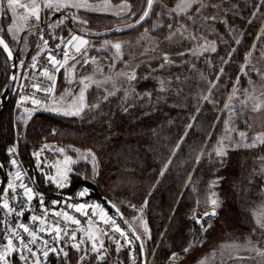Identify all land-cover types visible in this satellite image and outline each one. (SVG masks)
<instances>
[{
	"label": "rangeland",
	"instance_id": "rangeland-1",
	"mask_svg": "<svg viewBox=\"0 0 264 264\" xmlns=\"http://www.w3.org/2000/svg\"><path fill=\"white\" fill-rule=\"evenodd\" d=\"M28 2L29 0H21V3ZM105 2L108 5L105 10L86 11L80 9L77 12L76 9H72L71 11L42 15L39 26L32 19L25 25L24 30L18 33V41L13 40L11 34L7 32L8 26L12 24L11 13L7 12L0 16V29H3L0 33L9 36L10 41L14 43V50L19 55L18 76L23 73V69L26 63L31 60L32 54L34 55L40 49L34 46L32 48L33 53L30 54L31 57L27 58V53L33 44L37 43L41 48L43 47V43L39 39L41 27H43L44 22L50 23L51 18L56 14L67 16L66 20L70 22H73L72 12H76L79 20H85L79 15L80 12L107 14L117 17L118 22L121 24L131 21L134 17L132 6L131 12H126L120 7L124 3L130 5L127 1L88 0V3L92 5H103ZM161 2L143 28L131 36L94 39V37L72 31L71 35H79L89 40V45L85 46L88 49L86 57L89 59V63L84 64L85 56L78 55L76 60H69L67 65L55 72V91L52 101L46 106L37 107L36 111L29 110L31 116L25 110L17 111L15 114L13 106L17 98V90H14L9 99V102L11 100L12 115L14 114V141L7 147V166H11L10 160L12 159L8 149L14 148V144H17L21 158H23V155L29 156L27 130L33 120L44 122V117L51 118L53 116L81 118L89 108L88 103L92 89L100 90L106 94H114L123 89L125 85L129 87L138 83H145L150 85L147 90H133L132 97H130L133 106L143 105L140 103L143 99L145 100L143 102L145 106L152 108H156L154 107L155 101L152 99L160 101L158 105L167 108H179L174 102L181 100L183 104L180 109L183 112H190L193 109L194 112L198 113L204 106H210L212 113H218L215 126L221 122L224 115L223 129L221 128L219 131L218 142L223 140L224 144L228 146V151L223 158L215 154L217 144L210 151L215 156L218 170L212 183L211 195L208 198L207 206L204 209L196 208L191 215L192 220L195 222L196 218H203L201 223L203 228L207 230H202L201 224L196 223L199 226L200 233L193 235L190 247L187 248L188 251L174 252L176 256L173 258V254H171L164 264H264V255H259L257 251L264 252V228H261L257 223L258 216L264 215V144L257 143L255 147L251 148L244 146L245 143L250 144L257 136L264 134V107L254 111V101L248 99L250 96L264 99V41L262 42L264 40V7L256 12V6L260 2L256 5L252 4L251 0H203L206 7L202 8L199 13L196 9L200 5L194 4L188 10L187 15L178 16L175 12H172L169 16V12L176 8L180 0H161ZM212 5L217 7H212ZM243 6L244 11L242 10ZM241 11L245 13L246 24L249 21H254L258 27L253 41L246 50L247 44L245 43L244 33L240 26L235 25V19L233 18V16L239 15ZM23 12V9L19 10L20 14H23ZM233 12L235 15L230 16ZM253 13L256 14L253 15ZM210 15H215L216 21L205 19ZM74 24L79 26L80 23ZM169 24L173 26L171 30L168 28ZM176 29H180L183 35L176 32ZM29 31L35 34L29 35ZM70 34L65 38L63 37L64 40H68ZM192 36L196 39H191ZM60 37L54 39L55 42L50 41L49 47H56L60 43ZM105 40L109 41L110 44L105 45L103 43ZM205 42L209 46L214 43L216 51L208 50L202 54L193 55L191 50L198 48L199 45ZM115 43L121 44L120 54H117L116 50L111 47V44ZM61 47L63 48V45ZM239 47L242 51L243 60L233 64V54ZM181 52H184L185 55H179ZM236 54L239 53L236 52ZM165 55L168 56L169 63L164 62ZM3 56L0 54V71L3 72L4 68L3 73L7 76L8 62ZM92 57L96 58L94 62L91 60ZM21 61H23V65H21ZM162 64L163 67H161ZM221 69H223L222 72ZM132 73H135L136 78L134 80L128 78ZM83 78H89V87L85 91V110L79 115H65L64 112L71 110L74 102H78V96L83 87L80 81ZM230 97L231 99H229ZM245 101L246 103H244ZM226 104L231 106V111L225 107ZM53 109H59V111ZM240 132L246 133L245 141L240 140ZM57 136V128L53 125L51 132L43 135L37 141L39 145L34 142L31 144L33 146L32 156L35 162H25L34 171L37 180L41 175L44 178L45 185H51L57 190H62L72 187L77 181H91L95 178L98 172V164L96 157L95 162H93L89 155L91 151L56 143L55 139L57 138L55 137ZM44 145H48V148H44ZM60 148L64 149V153L57 151ZM41 149L43 151L40 155V166L37 167L38 161L33 154ZM236 155H241V165L246 164L250 157L256 165L252 173L253 177L249 180L245 191L249 195L244 201L243 211L246 214L244 220L238 227H232V225L229 227L228 222L231 219L242 216L239 214L241 209L239 210L238 206L234 205L231 209L225 208L226 194L223 191V183L226 175L225 173L224 175L221 174V169L230 164V161ZM65 156L71 157L73 163L69 165L71 172L67 184L63 188H59L50 180H47L46 175H55V166H63ZM93 163H95V171ZM85 165L90 168V177L83 168H80ZM14 170L13 172H15ZM10 179H12V175L8 174L7 183ZM253 190H256L257 194L254 193V195H257V198L252 197L250 194L253 193ZM2 196H4V192ZM212 199L218 200V206L215 209L211 204ZM95 204H99L109 216L115 217L120 227L128 232L129 238L134 240L116 214L112 213L98 200H92L89 203V205ZM127 207V213H124V215L140 234L145 248H147L146 243L150 232L145 233L141 223V216L143 221L147 223L145 206L128 204ZM213 211L216 213L214 216L204 215L205 213L211 214ZM91 214L92 209L89 208V217ZM247 217L248 220H245ZM94 219L99 220L98 217ZM208 225H211V227H208ZM87 226L88 224L83 228H87ZM239 226L243 227L239 228ZM94 227H102L107 230V226L102 223H97ZM77 232V241L81 239L87 241L85 233ZM106 238L101 235L104 245L107 244V240L111 239L109 236ZM136 242L134 240L133 245L139 250L138 242ZM90 245V242H86L81 244V248L85 250L89 247L88 249L92 251ZM88 249L87 251H89ZM155 250L156 248L152 255L148 256L146 249L148 264H153ZM115 251L117 252L115 254L117 260L126 263L127 253L125 254L121 249L119 252L117 249ZM73 254L70 257L71 259H68L69 261L66 259L65 263L62 262V264H89L91 260L90 257L85 256V251L82 255L85 257L83 261H81L82 256L78 252ZM74 258L77 261L72 263Z\"/></svg>",
	"mask_w": 264,
	"mask_h": 264
},
{
	"label": "trees",
	"instance_id": "trees-1",
	"mask_svg": "<svg viewBox=\"0 0 264 264\" xmlns=\"http://www.w3.org/2000/svg\"><path fill=\"white\" fill-rule=\"evenodd\" d=\"M119 1L123 0H113ZM124 1L129 2L134 11V17L125 24H121L117 17L111 15L80 12L79 15L87 21L86 24L76 26L73 22L65 20L59 27L50 29L49 23L44 22V38L49 42H55L53 34L65 38L72 31L110 32L94 39L131 36L143 28L162 3L161 0H154L149 16L139 27L125 33H116L114 32L116 28L137 22L147 6V0ZM251 2L257 5L260 0ZM242 10L244 11V6ZM243 11L237 16H233L235 15L233 12L230 16H233L235 25L240 26L244 33L246 50L253 41L258 27L254 21L246 24ZM58 19L55 15L50 23H55ZM3 35L12 44L9 37ZM34 46L35 44L27 53V58L33 53ZM242 46L244 48V43ZM236 52L233 54V64L243 60L240 47ZM0 54L4 55L1 51ZM17 57L19 58V55ZM3 72L0 71V93L8 77ZM149 87L150 85L145 83L129 87L125 85L114 94L92 89L89 108L81 118L53 116L44 117V122L33 120L27 130L29 156L22 157L28 163L35 162L31 144L34 142L39 145L37 141L43 135L49 134L53 125L58 131L56 143L94 153L98 172L91 182L123 213H127L128 204L145 206V217L150 232V238L146 243L147 255L151 256L156 248L153 264H164L174 252H182L190 247L193 235L200 233L199 226L192 220L191 215L196 208L204 209L211 195L212 183L218 170L215 156L210 151L218 142L219 131L223 129L224 115L221 122L215 126L218 113H212L210 106L207 105L198 113L193 109L190 112H183L180 109L183 104L181 100L174 102L179 108L162 107L158 105L160 101L155 99L152 100L155 101L156 108L145 106L144 99L140 102L143 105L133 106L130 98L133 90H147ZM10 106L11 100L0 120V161L6 169L7 147L14 141V114L12 115ZM240 161L241 155H236L230 164L221 169V174L226 175L223 183V191L226 194L225 208L238 206V209H241L238 213L242 216L231 219L228 222L229 227L231 225L238 227L244 220L246 215L243 211L244 201L249 195L245 191L256 165L251 157L244 165H241ZM80 168H83L90 177L88 165ZM38 180L42 190L54 188L45 185L43 176L39 175ZM61 191L69 193L71 186ZM252 192L250 193L252 197L257 198V195H254L257 194L256 190ZM245 220H248V217ZM107 241L105 247L109 249L108 258L97 262V257H94L89 264H125L115 256L116 245ZM73 253L69 254L70 257L74 255ZM13 260L15 264H20L16 256ZM72 261L75 262L77 259L74 258Z\"/></svg>",
	"mask_w": 264,
	"mask_h": 264
},
{
	"label": "snow or ice",
	"instance_id": "snow-or-ice-1",
	"mask_svg": "<svg viewBox=\"0 0 264 264\" xmlns=\"http://www.w3.org/2000/svg\"><path fill=\"white\" fill-rule=\"evenodd\" d=\"M153 2L154 0H147V9L143 12V15L140 16V20L137 21V23H140L141 21H144L146 17L149 16L150 11L153 8ZM194 4H199L200 7L196 9V11L199 13L202 8L206 7V5L203 3V0H180V3L177 4L176 8L171 10L169 12V16H171L172 12H175L176 15H187L188 10L192 8ZM108 7L107 3L103 5H92L88 3V0H29L28 3H21V0H0V16H3L5 13L10 12L11 18H12V24H10L7 28V32L11 34L12 39L18 41V33L20 31H23L25 28V25L32 19L35 20L36 25L39 26L41 22L42 15L48 14V13H59L64 11H71L72 9H76L77 12L80 9H85L86 11H97V10H105ZM122 10H125L126 12H131V5L124 3L120 5ZM212 7H217L216 5H212ZM264 7V0H260V4L256 6V12L260 11V8ZM23 9V14L19 13V10ZM256 13H253L255 15ZM72 19L74 23H80L81 25H84L87 23L86 20H79L76 12H72ZM68 17L62 16L60 17L55 23H49L48 27L55 28L59 27L60 24H62ZM191 18V17H189ZM50 19V17H49ZM206 20L216 21L215 15H210L208 17H205ZM251 22V21H249ZM129 27H132L130 25ZM172 25L169 24L168 28L169 30L172 29ZM3 29H0V32H2ZM117 31H121V29H117ZM147 31V30H146ZM176 32H180L181 35L183 33L180 29H176ZM35 33H32L29 31V35H34ZM53 39H57V37L53 34ZM191 39H196V37L192 36ZM39 39L43 43V47L41 48L38 44L37 47L40 48V51L37 53L36 56L32 57V69L37 68L38 58L39 56L46 52L47 53V60L49 65L52 67L54 72H58L60 68L64 67L68 64L69 60H76V57L78 55L85 56L84 64L89 63V59L86 57L87 48L85 46L89 45V40L84 39L82 36L79 35H71L68 40H64L63 37H60V43L56 45V50L58 51L61 48V45H63V60L57 59L56 55H53V49L49 48V41L44 39V31L43 29L40 30L39 33ZM105 45L110 44L109 41L105 40L103 42ZM0 46H2L5 53H7V57L9 60L13 58V53L9 48L8 43L5 42V39L2 35H0ZM111 47H113L117 54H120L121 50V44L115 43L111 44ZM211 50L212 52L216 51L214 43L209 46L207 42H205L202 45H199L198 48L192 49V54H202L204 51ZM179 55L183 56L185 55L184 52L179 53ZM95 57H92L91 60L94 62ZM164 62L169 63L168 56H164ZM21 65H23V61H21ZM74 67V65H73ZM163 67V64L161 65ZM223 69H221V72ZM43 77H46L49 81H51V85L46 88H41L40 83H34L32 85V88L35 89V92H44L46 96H52L55 91V76L49 72L48 68L45 67L42 70ZM15 79V76L12 77ZM130 80H134L135 73H132L128 77ZM218 79V78H217ZM80 83L83 85V87L80 90L79 96H78V102H74L73 107L71 110H66L64 112L65 115H79L85 110L86 104H85V91L89 87V78H83L81 79ZM29 99H31V103L34 106H41L45 102L41 99L35 98V96L28 97L24 96L21 98V101H18V106L21 103L27 102ZM231 99V97L229 98ZM248 99H251L254 101L253 110L258 111L260 108L264 107V99H260L257 97L250 96ZM246 103V101L244 102ZM226 108H228L231 111V106L226 104ZM56 111H59V109H53ZM26 112H29V110L25 109ZM29 116H31V112H29ZM191 127V125H189ZM239 137L241 141L246 140V133L240 132ZM257 143L264 144V134L257 136L252 143L248 144L245 143V147H255ZM44 148H48V145H44ZM43 149L40 151L34 153L33 155L37 158L38 164L37 167L40 166V155ZM57 151L60 153H64V149L60 148ZM228 146L224 144L223 140L217 143V146L215 148V154L218 157L223 158L225 155H227ZM8 153L11 156L14 153V148H9ZM91 156L93 162H95V154L89 153ZM197 162H199V158H197ZM73 163L72 158L65 156L63 166L56 165V174L55 175H46V179L50 180L52 183H54L57 187L63 188L69 179V173L71 172V168L69 165ZM10 164L12 166H17L16 159H11ZM49 167H53L52 165H48ZM3 165L0 164V168H2ZM93 169L95 171V163H93ZM9 175H13L12 173H9ZM163 175V173H161ZM19 182V183H17ZM20 190L22 192L23 196V202L27 205L31 204V201H33L37 193L34 192V189L32 187H29L25 182L23 175L20 171H16L14 173V179H10L7 183V187L4 189V196L2 199V203H0V208L6 211V216H11L13 213L16 217H22L24 215L23 208L20 211H16L14 207L10 206V202L8 199L9 192L12 193L13 201L19 203L21 201V197L18 194L17 190ZM88 192V189H84L79 193V196L81 198L85 197ZM40 195V203L42 206V210L44 211V216H36L32 215L30 217L33 224H36L38 222V226L36 227V230L33 231L28 225H25L23 223H17L15 228H13L11 225L8 224L7 219L3 221L5 224V233H4V239L6 240V243L3 245L2 248H0V264H15L12 257L14 255L19 256V261L21 264H42L41 255L44 258V261L47 260L49 256V252H57V248L54 246H49V241L47 239H43L41 236L38 235V233H43L46 236H52V239L55 243H59L61 240H63L65 237L68 238V240L72 241L71 247L76 249L77 251L81 250V244H85L86 242L91 243V250L93 252L98 253L97 259L102 260L103 255L100 254V250L104 247V242L101 239V235L103 236H109V238L113 239V242L116 244V249L119 252L121 247L124 245H121L119 242V239L116 238V234L120 238H123L125 241V245H129L133 247V240L129 238L128 232L123 230L120 225L117 223L116 218L113 216H109L107 212L101 208L99 204L95 205H88L84 203L79 204H68L67 207L73 208L75 212L80 213L84 216H89L88 209H92V214L88 219V226L87 228L81 227V221L79 219H76L74 216L69 215L66 211H55V206L59 203V201H53V211L51 212V215L55 217L53 221H49L47 214L49 212L48 209L43 208V194ZM71 199V198H68ZM147 204V201H145V205ZM211 204L213 208L215 209L218 206V200L212 199ZM113 208L116 209V216H119L121 219H123L122 214L120 213L119 208H117L115 205H112ZM134 207V206H133ZM98 210V211H97ZM142 212V209H141ZM215 211H213L211 214L205 213V216L208 215H215ZM95 217H98L99 220L97 221L94 219ZM61 219L64 222V226H61ZM202 219L203 218H196V223L201 224L202 230L206 231L207 229L203 228L202 225ZM97 223H102L103 225L107 226V230L102 227H94ZM125 224L128 222L125 220ZM141 223L144 227V232L149 233V229L147 227L146 221H143L141 216ZM257 223L260 225L261 228H264V215H260L257 218ZM69 225H75L77 226L76 229H73L70 231ZM208 227H211V225H208ZM17 229H22L23 233H26L29 237L27 243L25 242L24 237L21 235ZM129 230L132 231V236L135 240H140L141 237L135 233L134 230L131 229V226H129ZM77 231L81 233H85L87 236V241L84 239H81L80 241H76V235ZM70 233V234H69ZM111 233V235H110ZM54 234V235H53ZM150 238V236H149ZM15 241H18L17 243H14ZM40 241L42 244V247L33 248L34 245H37V242ZM67 246V244L65 245ZM85 251V256L87 255V249ZM185 252L188 251L186 248L184 250ZM259 255H264V252H259ZM60 252H63V256L65 258L68 257V252L64 251L62 248L60 249ZM141 252H143V245H141ZM27 253L28 255H25ZM176 256L175 253H173V258ZM31 258V259H30ZM84 256H82L80 259L81 261L84 260ZM133 259H135L133 257Z\"/></svg>",
	"mask_w": 264,
	"mask_h": 264
},
{
	"label": "built area",
	"instance_id": "built-area-1",
	"mask_svg": "<svg viewBox=\"0 0 264 264\" xmlns=\"http://www.w3.org/2000/svg\"><path fill=\"white\" fill-rule=\"evenodd\" d=\"M53 49V55L57 56V59H62V52L63 50L59 49L58 51L56 50V48H51ZM32 65V64H31ZM31 65L25 70L24 75L22 76L20 83H19V87L17 88V98L15 100V104H14V110L16 109H20V108H34L35 106L31 103V99H29L27 102L21 103L18 106V101H21V98L24 96H28V97H32L35 96V98L41 99L42 101H44V104H47L50 102L51 100V96H46L44 92H35V89L32 88V85L34 83H40L41 88H46L48 86H50V81L46 78L43 77L42 75V70L43 68L47 67L49 72L51 73L53 71L52 67L49 65L48 60H47V53H45L44 57H42L41 59L38 60L37 63V68L34 70L32 69ZM29 84V86H28ZM43 105V104H42ZM12 159H16L17 161V165H18V171H20L23 175L24 178V182L29 186L32 187L34 189V192L37 193L36 198L31 201L30 205H27L23 202V196H22V192L18 189V194L21 197V201L19 203L13 201V197H12V193L9 192L8 194V199L10 202V206L14 207L16 209V211H20L22 208L24 210V215L22 217H16L15 214L13 213L11 216H6V211L3 210L2 208H0V248L3 247V245L6 243V240L4 239V233H5V224L3 223V221L5 219H7L8 224L11 225L13 228H15L16 224L19 223H23L25 225H28L33 231L36 230V227L38 226V222L36 224H33V222L31 221L30 217L32 215H36V216H44L45 213L42 210V206L40 203V195L39 194H43V208H46L49 210L47 217L49 221H53L54 219H56L55 217H53L51 215V212L53 211V201H59V203L55 206V211H66L69 213V215L74 216L76 219H79L81 221V225H86L88 224V219L89 216H84L80 213L75 212V210L73 208H69L67 207L68 204H79V203H84V204H88L91 201H67V200H57L55 199L53 196L43 192L40 190V188L38 186L35 185L33 179H32V175L30 174L28 168L23 164L19 152H18V147L17 144L14 145V153H13V158ZM19 183V182H17ZM3 199V198H2ZM2 199H0V203H2ZM88 213H89V209H88ZM61 226H64V222L61 219ZM77 226L75 225H69V229L70 231L73 229H76ZM17 231H19L21 233V235L24 237L25 242L27 243L29 237L26 233H23L22 229H17ZM70 234V233H69ZM39 236H41L43 239H47L49 241V246H54L57 248V252H49V256L47 258L46 261H44L43 256L41 255V260H42V264H54V263H58L59 260L63 257V252H60V249L62 248L64 251L67 250V248H69L71 246L72 241L68 240L67 237H65L63 240H61L58 244L55 243L52 239V236H46L43 233H38ZM54 235V234H53ZM116 238L119 239V242L121 243V245H124L122 247V249L124 251H126L127 255H128V264H140V255L137 252V250L132 246L129 245H125V241L116 234ZM14 243L18 244V241L14 240ZM67 244V246H65ZM133 244H134V240H133ZM37 247H42V244L40 243V241L37 242V245H34L33 248L35 250V248ZM25 255H28L27 253H25ZM16 256L17 259H19L18 255H14L12 257V259ZM133 257L135 259H133ZM31 259V258H30ZM21 264V262H20Z\"/></svg>",
	"mask_w": 264,
	"mask_h": 264
},
{
	"label": "water",
	"instance_id": "water-1",
	"mask_svg": "<svg viewBox=\"0 0 264 264\" xmlns=\"http://www.w3.org/2000/svg\"><path fill=\"white\" fill-rule=\"evenodd\" d=\"M146 9H147V6H146ZM142 22L143 21H141L140 23L135 22L133 24H130V25H132V27H129L130 25H128V26L116 28L114 30V32H116V33H125V32H128V31H131V30L139 27L142 24ZM117 29H121V31H117ZM79 32L81 34H84V35L90 36V37H98V36H101L103 34L110 33V32L90 33V32H85V31H79ZM5 42L8 43L6 39H5ZM8 45H9V43H8ZM9 48H10V50L13 53V58L11 60L8 59L7 53H5L3 48H2V46H0V50L5 55V57H6L7 61H8V65H9L8 78H7L5 86L3 87V90L0 93V120H1V117H2V115L4 113V111L6 110V108L8 106L9 99H10L11 93L13 91V88H14V85H15V82H16V77H17V69H18L17 57H16V54L14 53V51L12 50L10 45H9ZM13 76H15V79L12 78ZM0 164H2L1 161H0ZM33 179H34L35 183L37 184L38 182H37L35 174L33 176ZM5 183H6V172H5V168L3 166L2 168H0V193L4 189ZM84 189H88V192H87L85 197L81 198L79 196V193L82 190H84ZM48 193H50V194H52V195H54V196H56L58 198H63V199L71 200V201L97 199V200L101 201L109 210H111L115 214H116V209L113 208L112 205H115L118 208V206L116 204H114L105 194L100 192L98 187L91 181L80 180V181L75 182L72 185V191L69 192V193L61 192V191H58V190H48ZM68 198H71V199H68ZM120 213L123 216V219H121L118 216L120 218V220L123 223H124L125 220L128 222L127 224L124 223V225L127 227V229L129 230V226H131V229L134 230L135 233L140 236V234L137 232L135 227L126 218V216L124 215V213L121 210H120ZM130 232L132 234V231H130ZM137 242H138V245H139V248H140V253H141V264H148L147 255H146V248H145V245H144V242H143L142 238L140 240H137ZM141 245H143V252H141Z\"/></svg>",
	"mask_w": 264,
	"mask_h": 264
},
{
	"label": "crops",
	"instance_id": "crops-1",
	"mask_svg": "<svg viewBox=\"0 0 264 264\" xmlns=\"http://www.w3.org/2000/svg\"><path fill=\"white\" fill-rule=\"evenodd\" d=\"M8 36V35H7ZM9 37V36H8ZM11 43H12V47H13V42L11 41ZM20 50V49H19ZM25 52V51H24ZM107 236H105V238H106ZM103 239V238H102ZM107 239V238H106ZM88 243V242H87ZM91 246V245H90ZM89 248V247H88ZM87 248V249H88ZM91 248V247H90ZM89 250V249H88ZM83 249L81 248V250L80 251H77L76 249H74V248H72V249H69V254H71L72 252H78L79 253V255H83ZM88 252V254H87V257H90L91 258V260L95 257H97L98 256V253H96V252H93V251H87ZM108 252H109V249H107V247H105V245H104V247H103V249H101L100 250V254L101 255H103V259L102 260H98V259H96V261L97 262H99V261H103L104 259H106V258H108V256H107V254H108ZM70 260L71 258H70V255L68 256V258H67V260ZM68 260V261H69ZM76 262V261H75ZM72 263H74V262H72Z\"/></svg>",
	"mask_w": 264,
	"mask_h": 264
}]
</instances>
